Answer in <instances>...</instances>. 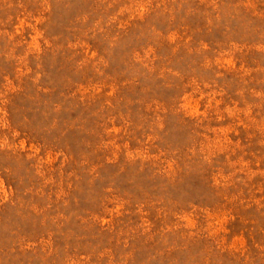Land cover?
I'll use <instances>...</instances> for the list:
<instances>
[{
	"label": "rangeland",
	"instance_id": "1",
	"mask_svg": "<svg viewBox=\"0 0 264 264\" xmlns=\"http://www.w3.org/2000/svg\"><path fill=\"white\" fill-rule=\"evenodd\" d=\"M0 264H264V0H0Z\"/></svg>",
	"mask_w": 264,
	"mask_h": 264
}]
</instances>
